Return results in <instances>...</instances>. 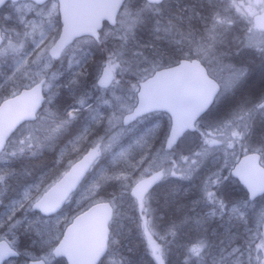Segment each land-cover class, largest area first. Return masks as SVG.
Returning <instances> with one entry per match:
<instances>
[{"label":"snow or ice","instance_id":"snow-or-ice-1","mask_svg":"<svg viewBox=\"0 0 264 264\" xmlns=\"http://www.w3.org/2000/svg\"><path fill=\"white\" fill-rule=\"evenodd\" d=\"M87 2L0 0V264H74L69 236L96 216L90 264H132L116 257L134 233L140 264H172L173 244L183 264H264V89L222 103L264 57V0L167 16L107 0V22L80 27Z\"/></svg>","mask_w":264,"mask_h":264},{"label":"rangeland","instance_id":"rangeland-1","mask_svg":"<svg viewBox=\"0 0 264 264\" xmlns=\"http://www.w3.org/2000/svg\"><path fill=\"white\" fill-rule=\"evenodd\" d=\"M139 2V0H137ZM196 3V0H166L162 7L164 8V15L167 16L169 13H179L181 10H183L186 7L192 6ZM160 18L158 15L155 17H151L150 14V23L154 21L155 19ZM142 37L147 40L148 34L147 33H141ZM93 49L86 48V51L91 52ZM81 57V53L77 52L75 59H79ZM246 66L248 68V75L247 78L237 87V89L234 90V93H229L225 97H222V103L228 105L231 102H234L236 100H239L242 97L245 96H258L261 89H264V57L255 56L252 53H249L246 57ZM62 70V69H61ZM259 127L257 128V132H259ZM262 164H264V161H262ZM183 193V189H181V195ZM192 197L190 196L189 199ZM0 211H3V208H0ZM204 208H198L195 213H191L192 215H198L203 214ZM232 224H239L237 221H232ZM229 222H228V216L225 215L222 219L216 218L215 220L211 221L207 227H208V239L210 241H218L220 236L224 234V231L226 228H228ZM243 224H239L238 228H233V232H242L243 231ZM215 231L216 235L214 236L212 233ZM186 237H190L189 241H193V237L197 238L196 232H191V234H188ZM26 239V238H25ZM139 240V237L133 234L132 237H130L128 240H121V247L119 251L122 249V251L128 255L125 256L127 259L126 261H131L132 264H140V261L142 260V252L140 251H133L134 249H140L136 247V242ZM237 243H240V241H237ZM131 248L132 250L129 251L128 249ZM172 258V264H183V258H184V249L178 248L173 244V248H171V252L169 254V259ZM246 258V256L244 257Z\"/></svg>","mask_w":264,"mask_h":264},{"label":"water","instance_id":"water-1","mask_svg":"<svg viewBox=\"0 0 264 264\" xmlns=\"http://www.w3.org/2000/svg\"><path fill=\"white\" fill-rule=\"evenodd\" d=\"M110 9L107 0H88L87 3L75 10L77 24L80 27H87L95 24L107 22V14ZM192 77L190 73H184L175 78V83L185 87H191ZM168 85H162L157 90L158 95H164L168 91ZM253 178L256 176L255 170L250 169ZM102 231V218L99 216L86 220L76 230H74L68 240L67 256L72 258L74 264H90L96 251ZM67 258V257H65Z\"/></svg>","mask_w":264,"mask_h":264},{"label":"trees","instance_id":"trees-1","mask_svg":"<svg viewBox=\"0 0 264 264\" xmlns=\"http://www.w3.org/2000/svg\"><path fill=\"white\" fill-rule=\"evenodd\" d=\"M189 238L190 237H188V238H182L183 240H185L186 242H190L189 241ZM197 238H195V237H193V241H195ZM121 247H119V249H120ZM141 250V252H142V256H143V258H142V260L143 259H147V257H145L144 255H143V248H142V246L140 247V249H134L133 251H140ZM126 255H128V254H126V253H124L123 251H122V249L119 251V255L116 257V259L117 260H121V259H123V260H127L126 258H125V256ZM172 258L170 257V260H171Z\"/></svg>","mask_w":264,"mask_h":264},{"label":"bare ground","instance_id":"bare-ground-1","mask_svg":"<svg viewBox=\"0 0 264 264\" xmlns=\"http://www.w3.org/2000/svg\"><path fill=\"white\" fill-rule=\"evenodd\" d=\"M189 234H191V232ZM183 238H188V237H183Z\"/></svg>","mask_w":264,"mask_h":264},{"label":"flooded vegetation","instance_id":"flooded-vegetation-1","mask_svg":"<svg viewBox=\"0 0 264 264\" xmlns=\"http://www.w3.org/2000/svg\"><path fill=\"white\" fill-rule=\"evenodd\" d=\"M171 248H173V245L171 246Z\"/></svg>","mask_w":264,"mask_h":264}]
</instances>
